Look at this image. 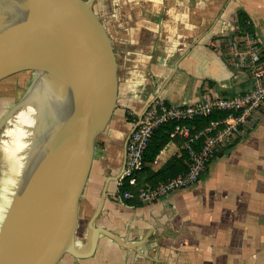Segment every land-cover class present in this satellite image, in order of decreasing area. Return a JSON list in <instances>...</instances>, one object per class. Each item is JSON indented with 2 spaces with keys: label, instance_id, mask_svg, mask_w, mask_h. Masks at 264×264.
Instances as JSON below:
<instances>
[{
  "label": "crops",
  "instance_id": "1",
  "mask_svg": "<svg viewBox=\"0 0 264 264\" xmlns=\"http://www.w3.org/2000/svg\"><path fill=\"white\" fill-rule=\"evenodd\" d=\"M91 9L114 54L116 97L76 204L74 247L84 254L64 252L55 264L264 263V110L192 184L139 204L117 194L132 119L152 97L182 104L247 86L222 46L243 11L264 50V0H91ZM180 149L168 140L149 167Z\"/></svg>",
  "mask_w": 264,
  "mask_h": 264
},
{
  "label": "water",
  "instance_id": "2",
  "mask_svg": "<svg viewBox=\"0 0 264 264\" xmlns=\"http://www.w3.org/2000/svg\"><path fill=\"white\" fill-rule=\"evenodd\" d=\"M24 69L32 81L1 115L0 129L39 85L35 74L59 104L49 137L32 148V172L0 232V264H55L64 252L84 254L74 247L76 204L94 137L116 97L114 54L91 0H0V78Z\"/></svg>",
  "mask_w": 264,
  "mask_h": 264
},
{
  "label": "built area",
  "instance_id": "3",
  "mask_svg": "<svg viewBox=\"0 0 264 264\" xmlns=\"http://www.w3.org/2000/svg\"><path fill=\"white\" fill-rule=\"evenodd\" d=\"M233 36L223 41L222 55L228 65L246 72L248 84L234 94L204 95L194 102L173 104L156 95L132 119L131 128L124 143L123 163L118 184L126 178L130 185L136 184V173L146 163L144 148L153 130L162 123L173 122L170 136L182 138L180 147L185 151V168L182 172L158 180L153 185L138 184L135 196L139 202H148L178 187L192 184L205 170L206 162L229 138L247 128L264 110V56L261 47L245 25H237L234 17ZM248 19L245 20V24ZM225 111V115L212 119L198 130L191 131L186 120L208 114L212 111ZM155 156L149 162H155ZM120 199L132 196L128 189Z\"/></svg>",
  "mask_w": 264,
  "mask_h": 264
},
{
  "label": "bare ground",
  "instance_id": "4",
  "mask_svg": "<svg viewBox=\"0 0 264 264\" xmlns=\"http://www.w3.org/2000/svg\"><path fill=\"white\" fill-rule=\"evenodd\" d=\"M34 78L39 85L6 117L1 128L0 232L15 206L19 191L32 172L38 154L36 148H32L49 137L53 106L59 104L48 81L42 75L35 74ZM67 88L70 95H76L79 90H74L71 84Z\"/></svg>",
  "mask_w": 264,
  "mask_h": 264
},
{
  "label": "trees",
  "instance_id": "5",
  "mask_svg": "<svg viewBox=\"0 0 264 264\" xmlns=\"http://www.w3.org/2000/svg\"><path fill=\"white\" fill-rule=\"evenodd\" d=\"M236 15H237V25L244 24L246 27V30L252 36L255 37L250 21L248 20V23L245 24V20L247 19L246 14L243 11H238ZM229 36H233V35L230 34ZM261 51H262V55L264 56V50L262 47H261ZM224 115H225V111L215 110L208 114L197 116L191 120H186L185 122L188 123L190 130L193 132L195 130H198L206 126L210 120L221 118ZM172 126H173V122L170 121V122L160 124L153 130L144 148V151H143V159L146 163L136 173V184L130 185L127 182L126 178H123L121 182L117 185V193L119 194H121V192L126 189L132 192L131 197L122 198V201L124 203H127V204H139L140 203L135 196L138 184L142 182H146L150 185H153L160 179H164L168 176L174 175L184 170L185 165H183V163L181 162V159L183 157L185 159V151L182 148L180 149L179 155L178 153L175 154L172 157L171 162L167 164L166 166L162 168L154 169V170L149 167V162L153 159V157L158 153L159 149L168 140L173 139V138H179L180 144H181V141H182L181 137L177 135L175 136L169 135V131L171 130Z\"/></svg>",
  "mask_w": 264,
  "mask_h": 264
},
{
  "label": "rangeland",
  "instance_id": "6",
  "mask_svg": "<svg viewBox=\"0 0 264 264\" xmlns=\"http://www.w3.org/2000/svg\"><path fill=\"white\" fill-rule=\"evenodd\" d=\"M33 75L31 70L24 69L0 78V117L22 95Z\"/></svg>",
  "mask_w": 264,
  "mask_h": 264
}]
</instances>
